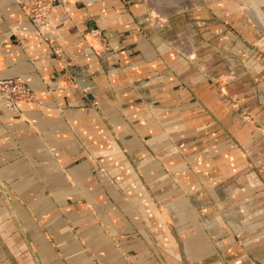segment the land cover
<instances>
[{
	"label": "crops",
	"instance_id": "crops-1",
	"mask_svg": "<svg viewBox=\"0 0 264 264\" xmlns=\"http://www.w3.org/2000/svg\"><path fill=\"white\" fill-rule=\"evenodd\" d=\"M263 11L69 0L38 33L0 0V78L36 94L0 97V264H264Z\"/></svg>",
	"mask_w": 264,
	"mask_h": 264
},
{
	"label": "built area",
	"instance_id": "built-area-1",
	"mask_svg": "<svg viewBox=\"0 0 264 264\" xmlns=\"http://www.w3.org/2000/svg\"><path fill=\"white\" fill-rule=\"evenodd\" d=\"M42 0H19L22 9L36 22V31L41 33L50 23L48 17L38 16V4ZM55 0L47 3V11L51 9ZM0 96L5 104L13 108L19 101H34L36 98L35 91L28 82L20 76L11 78H0Z\"/></svg>",
	"mask_w": 264,
	"mask_h": 264
},
{
	"label": "rangeland",
	"instance_id": "rangeland-1",
	"mask_svg": "<svg viewBox=\"0 0 264 264\" xmlns=\"http://www.w3.org/2000/svg\"><path fill=\"white\" fill-rule=\"evenodd\" d=\"M52 0H42L41 2H40V5L38 4V16H40V17H42V16H45L46 18L48 17V19H49V22L51 21V18H50V14H51V10H52V8L56 5V4H61V5H64V6H66L68 3H69V0H55L54 2H53V4H52V7H51V9H49L48 10V13L46 14V15H44V13L47 11V3L48 2H51ZM209 11V10H208ZM236 13L238 12V14L239 15H236V17H238V18H247L248 19V17L247 16H245L244 17V15L242 14L243 13V11L241 10V9H239V10H237V11H235ZM264 12V11H263ZM229 13H232V12H230V11H227L226 9H220L219 10V12L216 14V13H214L213 15H215L214 16V19H216V20H218V21H220V20H226V19H229L230 18V16L232 15V14H229ZM29 16V15H28ZM227 16V17H226ZM30 17V16H29ZM231 20V19H230ZM208 26V25H207ZM229 27H233V26H231V25H229ZM239 29H240V27H238V24L236 23L235 25H234V28H233V30L234 31H236L237 33H239ZM97 30L95 29V30H92V32H96ZM211 31V29H206V31L205 32H210ZM252 35L253 36H258V34H260L261 33V31L258 29V28H253L252 29ZM215 45H213V46H211V47H213V48H215V49H221V48H225V43L224 42H218V43H214ZM251 46H252V48L254 47L255 49H257V48H259V45H258V43H257V40H252L251 41ZM258 50V49H257ZM240 61L242 62L243 61V58L241 57L240 58ZM240 75L241 74H235L234 75V77H232L233 78V80L234 81H236V80H238V78L240 77ZM250 75L252 76V79L254 80V81H260V82H264V72H262L261 74H253V73H250ZM254 76V77H253ZM1 97V96H0ZM2 98V97H1ZM5 103V102H4ZM9 107V106H8ZM15 107V106H14ZM13 107V108H14ZM10 108V107H9ZM241 113L243 114V116L245 117V118H247L248 120H250L251 122H253V123H255L259 128L261 127L259 124H258V122H256V120L253 118V115L249 112V111H247L245 108H242V111H241ZM209 235H210V237L216 242V238H214L215 236L213 235V233L210 231V233H209Z\"/></svg>",
	"mask_w": 264,
	"mask_h": 264
}]
</instances>
